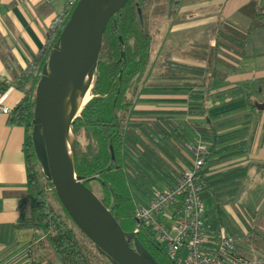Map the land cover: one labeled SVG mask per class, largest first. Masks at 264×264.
Wrapping results in <instances>:
<instances>
[{
	"label": "trees",
	"instance_id": "1",
	"mask_svg": "<svg viewBox=\"0 0 264 264\" xmlns=\"http://www.w3.org/2000/svg\"><path fill=\"white\" fill-rule=\"evenodd\" d=\"M155 1L126 0L105 24L90 96L71 121L73 170L86 186L91 188V180L97 182L101 202L123 230L132 231L135 205L146 200L150 185L174 183L181 169L178 160L185 161L183 141L199 136L210 143L209 153L198 171L200 197L212 200L214 206L212 214L209 210L205 212V227L225 230L228 219L223 204L233 200L248 166L244 163L217 171H212L211 166L246 153L254 126L250 117L261 110L255 107L250 92H261V88L241 85L234 95L245 98V104L209 115L205 100L229 94L239 84L221 88L218 69L214 66H195L166 57L165 73L160 78L163 81L146 82V86L157 88L142 89L141 80L149 63L151 44L146 17ZM180 1L168 0L169 10ZM69 11V8L63 9L52 18L45 43L23 68L11 71L10 83L23 95L10 108L7 119L25 127L27 191L20 198L18 216L10 227L46 230L45 239L59 264H111L82 232L78 230L79 236L75 233L64 208L60 205V213L49 202V194L57 197L50 181L41 178L30 137L34 84ZM218 43L215 35L212 47H217ZM228 73L224 72L222 79ZM3 88L0 84V90ZM140 92L185 93L187 100L183 108H139L135 99ZM195 116H203V119L189 121V117ZM80 133L83 145L77 139ZM44 184L51 186L49 192L44 190ZM135 236L159 264H172L146 227L140 226ZM253 246L264 254L263 242L254 241ZM235 249L250 256L246 246L237 241Z\"/></svg>",
	"mask_w": 264,
	"mask_h": 264
},
{
	"label": "crops",
	"instance_id": "2",
	"mask_svg": "<svg viewBox=\"0 0 264 264\" xmlns=\"http://www.w3.org/2000/svg\"><path fill=\"white\" fill-rule=\"evenodd\" d=\"M244 1L246 0H217L212 7L205 6L201 9H197L198 4L179 3L177 14L183 12V18L172 16L170 19H163L166 21L165 44L171 47V50L174 49L176 45L183 44L182 40L186 39L184 32L187 29L212 21L216 23L220 20L219 15L230 16ZM66 8V2L61 4L60 0H0V84L4 85L0 90V104L11 108L21 98L23 92L10 83L11 71L25 66L30 56L45 43L52 18ZM213 12L218 13L217 17L210 15ZM149 19L147 18V24L152 22ZM208 40V44L212 46L214 38ZM151 47L152 34L150 51ZM169 47L164 50L165 57L171 61L186 63L184 59H175L174 52L170 53V57ZM201 64L202 67L207 66L205 62ZM263 72L257 70L256 75L260 76ZM253 76V73L248 71L240 74L231 72L223 78L221 88L240 85L239 79L242 77L249 79ZM257 86L253 85V87ZM146 87L153 86H146L143 83L141 88ZM238 90L240 87L233 89L229 94H220L218 96L220 100L215 98L208 106L209 115L215 111L245 104L247 102L245 98L234 95ZM144 93L151 97H164L171 102L187 98L185 93L140 92L135 99L136 107L183 108L185 106L184 103L181 107L137 106L139 96L145 95ZM252 116H255L257 121L260 114H252ZM188 119L202 120L203 116ZM255 131L256 127L252 129L251 141L244 155L214 164L211 170L217 171L244 163L248 166L246 172L249 170V164L252 163H260L264 170V133ZM25 135L23 125L10 123L7 114L0 113V264H59L54 251L45 239L46 230L34 227H10L18 216L20 198L27 191Z\"/></svg>",
	"mask_w": 264,
	"mask_h": 264
},
{
	"label": "water",
	"instance_id": "3",
	"mask_svg": "<svg viewBox=\"0 0 264 264\" xmlns=\"http://www.w3.org/2000/svg\"><path fill=\"white\" fill-rule=\"evenodd\" d=\"M126 0H76L53 41L33 89L30 137L40 170L50 181L68 217L111 264H159L136 238L123 230L99 196L73 170L62 132L78 114L65 117L63 101L89 73L93 78L102 32ZM257 109L264 104L254 102Z\"/></svg>",
	"mask_w": 264,
	"mask_h": 264
},
{
	"label": "rangeland",
	"instance_id": "4",
	"mask_svg": "<svg viewBox=\"0 0 264 264\" xmlns=\"http://www.w3.org/2000/svg\"><path fill=\"white\" fill-rule=\"evenodd\" d=\"M215 1L217 0H181L180 3L198 4L197 9H201L205 6L212 7ZM60 3L63 4L65 2L60 0ZM169 8L168 0H156L152 4L148 16V19L150 18L149 21L152 20V22L147 24L146 17V24L152 34V47L149 63L141 80L145 84L146 82L159 80L165 73L166 64L164 60H166V57L164 50L165 48L168 49L169 46L164 42L166 21L163 19H170L172 16L183 18V12L177 14L178 5L173 7L171 11ZM188 11L190 12V9ZM217 14L213 12L210 15L217 17ZM219 18L220 20L216 21V23L212 21L187 29L184 32V38L186 39L182 40L183 44L176 45L172 50L169 47V55L174 52L176 53L175 59L181 58L186 63L196 66H203L201 62L207 63V66H214L218 69L220 83L224 81L222 79L224 72L240 74L248 71L253 73L254 76L249 79L243 77L239 79V87L241 85H251L252 87L253 85H259L261 92H250V96L251 99H254V102L264 104V72L260 76L256 75L257 70L264 71V0H246L230 16L220 17L219 15ZM215 35L218 37L219 43L217 47H212L208 44V39L215 38ZM218 96L208 97L205 103L209 106L215 98L220 100ZM186 100L187 98L171 102V100L169 101L164 97H151L148 94H142L138 98L137 106L181 107ZM258 111L260 114L258 120H255V116H251L250 119L253 122V128L256 127L255 132L263 134L264 114L262 113L264 108ZM77 139L81 145L84 144V138L81 133L77 136ZM262 168L260 163L249 164L248 172L239 181L231 198L233 200L223 204L228 219L224 231L230 233L235 238V241L245 245L250 255L260 253L254 248V241L260 240L264 243V170ZM90 186L96 195L100 196V188L97 182L91 180ZM44 190L49 192L45 188ZM48 200L56 211L62 213L59 202L52 194H49ZM204 206L205 212L206 210H209L211 214L214 212L212 200H204ZM68 223L78 235L77 227L70 220H68ZM249 227L253 229L249 230Z\"/></svg>",
	"mask_w": 264,
	"mask_h": 264
},
{
	"label": "built area",
	"instance_id": "5",
	"mask_svg": "<svg viewBox=\"0 0 264 264\" xmlns=\"http://www.w3.org/2000/svg\"><path fill=\"white\" fill-rule=\"evenodd\" d=\"M76 0H65L71 8ZM10 108L0 104V113ZM185 161L169 186H149L144 202L134 207V233L144 226L154 242L162 246L172 264H264V254L243 255L235 249V238L224 230L205 227L204 200L200 197L198 171L209 153L210 143L196 136L184 140ZM41 171V170H40ZM42 180L47 178L41 172ZM50 190V185H45Z\"/></svg>",
	"mask_w": 264,
	"mask_h": 264
},
{
	"label": "bare ground",
	"instance_id": "6",
	"mask_svg": "<svg viewBox=\"0 0 264 264\" xmlns=\"http://www.w3.org/2000/svg\"><path fill=\"white\" fill-rule=\"evenodd\" d=\"M92 80H90L89 73H87L77 86L75 93L72 94L70 88L73 82V77H71L69 88L63 101L62 113L65 117L69 118L73 112L74 114H77L81 106H83L85 101L89 98V89ZM62 136L65 146L70 153L72 141H74L71 127L63 128Z\"/></svg>",
	"mask_w": 264,
	"mask_h": 264
}]
</instances>
